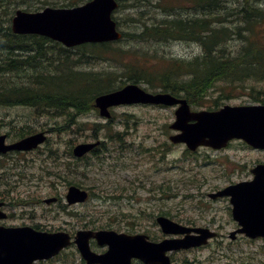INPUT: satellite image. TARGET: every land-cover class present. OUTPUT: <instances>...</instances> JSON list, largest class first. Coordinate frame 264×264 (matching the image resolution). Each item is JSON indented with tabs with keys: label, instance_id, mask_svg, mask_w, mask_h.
<instances>
[{
	"label": "rangeland",
	"instance_id": "obj_1",
	"mask_svg": "<svg viewBox=\"0 0 264 264\" xmlns=\"http://www.w3.org/2000/svg\"><path fill=\"white\" fill-rule=\"evenodd\" d=\"M25 2L33 6L39 4L38 0H0V24L2 19ZM154 2L145 4L142 0H122L123 5L135 4L139 11L130 8L118 10L115 17L120 31L132 34L139 30L141 25L157 23L167 18L160 11L152 12L160 0ZM188 2L194 5L190 7ZM188 2L174 0L163 1L161 4L180 7L181 9L177 8L169 15L180 18L189 27L192 25L193 29L196 27L201 36H206L205 41L208 43L210 29H227V35L224 34L221 41V46L226 47V52H220V56L233 59L238 55L245 43L238 36V26L241 25H238L237 17L232 16V13H238L233 4L234 0H226L224 3L219 0ZM218 4H222L225 9L220 11ZM252 6L254 9L264 8V0L253 3ZM128 18L135 19L131 22ZM205 22L207 27L203 25ZM2 30L3 27L0 26V32ZM191 32L192 30L185 33V39L188 41L168 42L167 38L161 37L152 43L128 40L117 44L137 56L146 55L145 60H158L162 57L165 60H192L203 54L204 42L190 39L195 38ZM217 39L214 38V41ZM17 40L15 39L13 45L19 48ZM44 47L47 52L46 59L39 63L40 68H36L35 72L43 74L54 71V66L58 65V58L61 56L76 61L74 65L66 68L68 71H89L98 74L122 72L118 61L112 60L94 67L87 65L84 68L76 57L62 52V47H58V50ZM19 52V59H27L33 54L20 48L13 53ZM4 58L5 52L0 51V65L5 62ZM0 72H3L1 68ZM243 74L241 77L232 75L228 79L218 80L214 85L224 84L228 80L235 83L246 82L247 78ZM31 78V70L27 69L6 73L0 76V88L27 86L31 83ZM243 79L246 80L242 81ZM142 86L146 87L144 84ZM262 86L264 88V84ZM56 93H62L61 89L57 88L53 94ZM217 96L216 92L209 98ZM218 102L220 106L252 103L249 95L239 91H225L223 99ZM113 112V126L119 134H116L114 129L97 131L101 136L109 134L111 140H107L103 145L96 159H88L89 167L82 168L80 165L84 163L76 162L69 155V148L90 139L87 135L94 133L90 130L94 123H105L98 115L90 112L79 117L81 113L77 114L78 112L70 108L46 110L44 107L23 104H0V134L8 133L11 139H14L28 133L45 131L48 138L46 144L34 152L6 157L4 164L13 169L17 168L16 172L21 173L10 183L6 179L7 186L0 185V195L4 193L8 197L3 199L9 204L6 211L11 215L3 225L38 224L44 230L66 231L74 235L76 231L85 229L83 226H87L89 222H95L99 228L133 235L146 234L159 240L164 236L154 219L158 214L165 213L179 224L207 227L219 234L217 239L212 240L206 247L173 253L171 257L175 264H264V240H250L241 236H237L234 241L230 240L229 234L236 229V224L230 216L228 200L212 201L208 198V194L218 189L250 179V169L257 160L264 159V153L247 148L240 141H234L224 150L202 148L189 155L185 153L183 145H174L168 140L172 133L169 125L174 121V109L129 106L113 109ZM80 123L83 124L78 126ZM118 138L121 139L120 143ZM163 145L165 152L162 150ZM147 149L151 151L147 153ZM2 174L0 169V179ZM14 181L16 183L12 184ZM78 183L90 188L93 195L86 203L67 206L64 201L66 189L71 185L77 186ZM11 184L13 188L8 190ZM52 197H57L58 202L50 205L43 203L45 199ZM92 250L100 253L105 251V248L94 245ZM37 264L85 263L76 247L72 245L58 256Z\"/></svg>",
	"mask_w": 264,
	"mask_h": 264
},
{
	"label": "water",
	"instance_id": "obj_2",
	"mask_svg": "<svg viewBox=\"0 0 264 264\" xmlns=\"http://www.w3.org/2000/svg\"><path fill=\"white\" fill-rule=\"evenodd\" d=\"M117 7L115 0H92L72 9L45 8L41 12L17 11L12 19V31L16 34H38L59 41L67 47L87 42L114 41L121 38L116 30L111 13ZM152 104L173 106L180 104L175 112L171 128L180 131L171 136L174 143L183 142L194 151L200 145L220 149L233 139H242L254 148L264 149V105L225 106L216 112H191L184 100H178L167 93L151 94L137 85H126L122 89L99 96L95 105L101 116H109L108 108L124 104ZM0 136V152L7 150H31L43 143L44 133L29 136L11 146H4ZM94 147L81 144L73 153L81 157ZM254 178L228 186L216 196L230 197L232 218L240 226L231 233L249 238H264V166L252 170ZM87 194L77 187H70L66 195L68 204L85 201ZM54 201L47 200L46 203ZM3 215L0 213V218ZM164 234L185 235L182 239H166L150 243L142 235L127 236L110 231H79L75 243L87 264H130L132 258L144 264H170L166 252L197 247L215 236L208 229H191L170 221L165 217L157 219ZM191 232L199 234L190 235ZM97 240L100 246L107 245L108 251L97 255L90 251L89 240ZM71 244L64 232L48 233L30 227L0 226V264H33L50 259Z\"/></svg>",
	"mask_w": 264,
	"mask_h": 264
},
{
	"label": "trees",
	"instance_id": "obj_3",
	"mask_svg": "<svg viewBox=\"0 0 264 264\" xmlns=\"http://www.w3.org/2000/svg\"><path fill=\"white\" fill-rule=\"evenodd\" d=\"M72 1L74 0L68 2L70 6L81 4L86 0ZM121 1L119 0L120 8L139 11L135 4L123 5ZM142 1L147 4L148 2L155 3L154 1L157 0ZM163 1L173 2L174 0H160L152 12L160 11L167 18L157 23L152 22L149 25H141L135 33H124L123 39L152 43L163 37L167 38L166 41L168 42L188 41L185 39V33H190L192 30L191 35H195V38L190 39L204 42L201 56L192 60L178 58L165 60L163 57L158 60H145L146 55L137 56L130 50L121 46L113 47L110 43L83 45L77 48L75 53L63 48L61 51L76 57L83 66L97 62L118 61L122 72L120 74H98L89 71H68L66 68L74 65L76 61L73 62L69 58L61 56L62 58H58V62L62 63L54 66V71L42 74L35 72V69L40 68L39 63L46 59L47 52L44 50V46L58 49L53 48L52 45H45L49 42L44 38L15 36L10 32H0V51L5 52V58L3 59L5 62L0 65L3 71L0 72V76L17 72L20 69L31 70L32 76L31 83L27 86L15 87L14 89L10 86H2L0 88V104L7 106L23 104L32 107H44L46 110L49 108L54 110L70 108L78 112L77 114L86 113L93 109V100L97 95L113 91L121 85L131 82L135 84L145 83L150 90L168 92L183 97L191 106H196L201 104V101L218 80L228 79L232 75L241 77L242 73H244L243 75L247 80L250 78H253V80L264 78V8L254 9L255 7L251 4L259 2V0H236L239 4V7H236L238 13L234 12L232 16L237 17L238 25H241L238 26V36L244 41L245 47L233 59L220 56V52H226L225 45L221 46V41L227 35V29L216 31L210 29L208 35L210 42L208 43L205 41L206 36H201L196 27V29H193L191 28L192 25L189 27L180 18L169 15L171 11L180 7L176 5L167 7L161 4ZM186 1L188 2V0ZM188 5L192 7L194 3L188 2ZM218 7L220 11L225 9L222 4H218ZM133 19L135 18H128V21L132 22ZM9 21V18L2 19L0 26L9 29ZM203 25L207 27L206 22ZM241 31L242 33H240ZM14 38L18 39L20 49L33 52V54L27 59H19L21 52L13 53L19 50L17 45H13ZM214 38H218L217 41H214ZM91 62L92 64H90ZM244 80L246 79L242 81ZM116 83L120 84L117 85ZM226 83L229 85L238 84L235 88L240 85L245 87L246 84L245 81L235 83L233 80H228ZM57 88L61 89L62 93L53 94ZM79 101L80 103H78Z\"/></svg>",
	"mask_w": 264,
	"mask_h": 264
},
{
	"label": "bare ground",
	"instance_id": "obj_4",
	"mask_svg": "<svg viewBox=\"0 0 264 264\" xmlns=\"http://www.w3.org/2000/svg\"><path fill=\"white\" fill-rule=\"evenodd\" d=\"M122 88V87H121ZM107 93H111V92H107ZM107 93H103V94H100V95H97L96 97H95V99H97L99 96H102V95H104V94H107ZM94 99V100H95ZM75 185H71V186H69L68 188H70V187H74Z\"/></svg>",
	"mask_w": 264,
	"mask_h": 264
},
{
	"label": "flooded vegetation",
	"instance_id": "obj_5",
	"mask_svg": "<svg viewBox=\"0 0 264 264\" xmlns=\"http://www.w3.org/2000/svg\"><path fill=\"white\" fill-rule=\"evenodd\" d=\"M6 155H7V154H6ZM7 156H9V154H8Z\"/></svg>",
	"mask_w": 264,
	"mask_h": 264
}]
</instances>
